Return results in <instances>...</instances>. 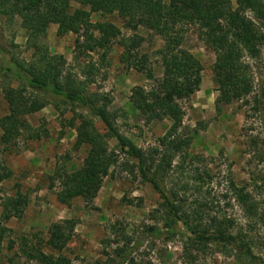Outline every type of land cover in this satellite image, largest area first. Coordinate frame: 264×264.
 <instances>
[{
	"label": "rangeland",
	"instance_id": "obj_1",
	"mask_svg": "<svg viewBox=\"0 0 264 264\" xmlns=\"http://www.w3.org/2000/svg\"><path fill=\"white\" fill-rule=\"evenodd\" d=\"M232 1L236 4L237 0ZM71 7L72 11L76 8L90 10L89 6L77 2H72ZM91 22L113 23L120 29L119 38L111 42L108 50L81 55L76 48L77 35L59 36L56 24L50 25L40 41L50 55L62 57L64 77L69 73L78 82L87 83L90 93L111 99L108 108L117 112L115 125L123 135L143 150L158 145V140L171 127V120L147 122L146 117L133 108L131 94L136 86L151 88L154 80L147 78L149 71L154 72L155 78L162 76L159 51L164 40L145 27L130 30L117 13L93 12ZM135 33L145 38L140 51L149 55L143 72L122 61L125 47L119 41ZM96 35H99L97 31ZM28 38L29 30L23 26L19 15L0 16V43L9 51L0 55V70L13 58L32 61L34 49L28 46ZM182 46L203 65L199 91L182 102L185 110L182 131L192 135L188 151L195 157L193 161L187 158V166L182 169V156L177 155L164 184L168 193H178L179 200L175 203H181L182 211L188 214L196 209L195 201L203 198L201 201L208 204L203 212L205 224L214 217L235 221L244 229L257 258L249 257L242 262L215 242L204 250H197L188 243L190 232L182 223L175 225V231L170 234L154 233V229H165L164 199L153 185L142 179L134 168V161L129 166L124 164L123 155L104 179L93 202L88 203L82 197L68 203L60 201L57 173L80 169L89 150L88 145L76 146L77 126L81 120L76 119L74 126L71 123L77 114L86 115L87 109L66 104L60 97L45 95L48 105L24 117L32 129L41 132V138H29V132L22 130L18 138L4 144L0 128V161L6 167L5 171L0 168V174L9 173L0 183V231L4 228L3 237L0 236V264H37L26 256L25 243L29 247L44 242L51 225L67 220L75 223L74 236L62 252L70 264L98 261L120 264L122 257L126 259L123 264H264V106L256 101L261 97L259 87L264 86V46L260 58H246L255 78L254 92L222 106L221 113L216 107L220 94L214 81L216 53L199 38L195 27L189 28ZM91 66L98 70L89 76ZM7 86L20 88L22 82L0 71V118L9 111L4 93ZM94 122L100 133L107 132L99 118H94ZM117 142L110 140V146L115 147ZM193 168L210 176L198 194L194 182L188 178ZM232 182L244 187L256 201L255 215L249 214L236 199ZM187 183L188 189L184 188ZM16 198L27 199V205L21 215L8 219L6 216L12 207L8 208L7 202ZM229 247L237 251V245ZM120 250L123 252L119 254ZM45 251L49 253L48 248Z\"/></svg>",
	"mask_w": 264,
	"mask_h": 264
},
{
	"label": "trees",
	"instance_id": "obj_2",
	"mask_svg": "<svg viewBox=\"0 0 264 264\" xmlns=\"http://www.w3.org/2000/svg\"><path fill=\"white\" fill-rule=\"evenodd\" d=\"M72 2L89 6L90 10L76 8L72 11ZM93 12L117 13L130 30L137 31L139 27H145L161 36L165 42L159 51L162 76L155 78L154 72L149 71L147 78L154 80L151 88L148 90L136 86L131 94L133 108L139 110L147 122L165 118L172 122L167 133L158 140V145L147 150L139 148L115 125L117 112L108 108L111 99L107 95L90 93L87 83L78 82L69 73L64 77L62 57L50 55L48 48L40 41L47 35L50 25L56 24L59 36L68 33L77 35L76 48L81 55L108 50L111 42L119 38L120 29L113 23L91 22ZM2 15H19L22 18L23 26L29 30L28 46L34 49L32 61L13 58L9 65L0 70L22 82L20 88L7 86L4 89L9 111L0 118L2 143H11L22 130L29 132V138H41V132L32 129L24 117L48 105V100L43 97L45 95L60 97L66 104L87 109L86 115L77 114L71 123L74 126L76 119L81 120L77 126L76 146L88 145L89 150L80 169L57 173L61 186L58 192L60 201L68 203L73 198L82 197L88 203L93 202L104 179L123 155L124 164L129 166L134 161V168L142 179L153 185L164 199L165 229H154V233L170 234L175 225L182 223L190 232L188 243L197 250H204L208 244L215 242L242 262L249 257L257 258L252 244L246 240L244 229L239 228L235 221L214 217L209 224H205L203 212H206L208 204L201 201L203 198L195 201L198 205L192 213L182 211V204L175 203L179 200L178 193H168L164 179L177 155L182 156V169L187 166V158L193 161L195 157L188 151L192 135L182 131L185 116L182 102L199 91L203 65L182 46L185 34L189 28L195 27L199 38L216 53L214 81L220 92L216 107L221 113L222 106L242 100L254 92L255 78L246 58L257 59L261 56L264 46V0H237L236 4L232 0H169L168 3L164 0H0ZM96 31L99 35H96ZM144 40L143 36L135 33L119 41L125 47L122 61L139 72L145 71L144 63L149 59L147 53L140 51ZM7 53L8 49L0 43V55ZM89 68V76L98 70L93 66ZM259 91L261 97L256 101L264 106L263 85ZM94 118H99L105 124L106 133L96 129ZM112 139L118 141L113 148L110 146ZM0 168L6 170L1 161ZM191 172L188 178L194 182L198 194L210 176L198 168H193ZM8 177L9 173L0 174V183ZM232 186L236 199L249 214L255 215L256 201L244 187H238L235 182H232ZM184 188L188 189L189 184ZM7 203L8 208L12 207L6 216L9 219L23 213L27 199H10ZM74 226L71 220L54 223L44 242L29 247L25 243L26 256L37 264H70L62 252L74 236ZM3 233L4 228H1V237ZM231 244L237 245L236 252L229 247ZM45 248L49 249V253ZM56 253L59 255L56 256ZM125 260L122 257L120 264L125 263ZM96 264L103 263L98 261Z\"/></svg>",
	"mask_w": 264,
	"mask_h": 264
}]
</instances>
